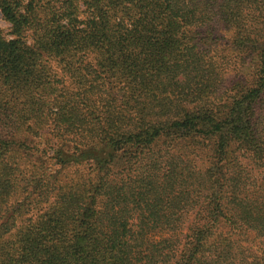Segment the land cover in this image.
Returning a JSON list of instances; mask_svg holds the SVG:
<instances>
[{
	"label": "trees",
	"instance_id": "obj_1",
	"mask_svg": "<svg viewBox=\"0 0 264 264\" xmlns=\"http://www.w3.org/2000/svg\"><path fill=\"white\" fill-rule=\"evenodd\" d=\"M0 10V264H264V0Z\"/></svg>",
	"mask_w": 264,
	"mask_h": 264
},
{
	"label": "rangeland",
	"instance_id": "obj_2",
	"mask_svg": "<svg viewBox=\"0 0 264 264\" xmlns=\"http://www.w3.org/2000/svg\"><path fill=\"white\" fill-rule=\"evenodd\" d=\"M9 26H10L9 23L4 19L3 15L1 13V10H0V28L7 31Z\"/></svg>",
	"mask_w": 264,
	"mask_h": 264
}]
</instances>
